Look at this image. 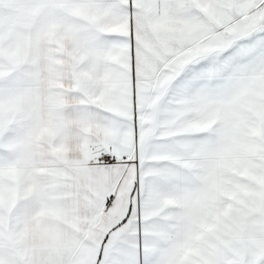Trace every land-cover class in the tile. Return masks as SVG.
Listing matches in <instances>:
<instances>
[{
    "label": "snow or ice",
    "instance_id": "obj_1",
    "mask_svg": "<svg viewBox=\"0 0 264 264\" xmlns=\"http://www.w3.org/2000/svg\"><path fill=\"white\" fill-rule=\"evenodd\" d=\"M0 264H264V0H0Z\"/></svg>",
    "mask_w": 264,
    "mask_h": 264
}]
</instances>
